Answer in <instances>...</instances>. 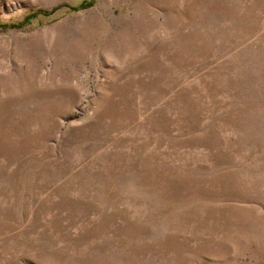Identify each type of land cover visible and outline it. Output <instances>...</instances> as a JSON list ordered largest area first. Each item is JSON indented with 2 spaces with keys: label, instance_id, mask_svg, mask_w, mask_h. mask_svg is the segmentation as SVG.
Wrapping results in <instances>:
<instances>
[{
  "label": "rangeland",
  "instance_id": "obj_1",
  "mask_svg": "<svg viewBox=\"0 0 264 264\" xmlns=\"http://www.w3.org/2000/svg\"><path fill=\"white\" fill-rule=\"evenodd\" d=\"M0 264H264V0H0Z\"/></svg>",
  "mask_w": 264,
  "mask_h": 264
}]
</instances>
